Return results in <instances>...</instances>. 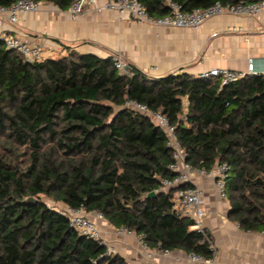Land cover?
Returning <instances> with one entry per match:
<instances>
[{
  "label": "trees",
  "instance_id": "trees-1",
  "mask_svg": "<svg viewBox=\"0 0 264 264\" xmlns=\"http://www.w3.org/2000/svg\"><path fill=\"white\" fill-rule=\"evenodd\" d=\"M35 1L65 10L73 0ZM138 1L153 16L169 12L167 0ZM172 1L192 10L215 0ZM127 68H116L112 55L69 47L28 62L0 37V264H128L79 234L43 197L99 211L110 225L141 234L149 248L214 257L206 230L172 210L174 189L154 191L160 178L173 176L166 136L148 115L126 107L127 99L169 119L192 166L226 162L228 216L242 229L264 232L261 76L221 84L187 72L151 77Z\"/></svg>",
  "mask_w": 264,
  "mask_h": 264
},
{
  "label": "crops",
  "instance_id": "crops-1",
  "mask_svg": "<svg viewBox=\"0 0 264 264\" xmlns=\"http://www.w3.org/2000/svg\"><path fill=\"white\" fill-rule=\"evenodd\" d=\"M231 24L240 29L226 30ZM4 34L39 43L42 58L66 54L67 47L102 57L118 54L151 77L170 72L199 75L213 66L245 70L249 57L256 68L264 67V12L224 13L196 29H185L138 23L131 16L96 6L73 18L68 9L39 1L38 11L19 15L13 24H0V37ZM192 181L203 192L206 213L201 225L212 239L213 264H264V232L242 229L228 216L229 201L218 196L212 179L193 175ZM98 226L107 248L128 264H208L182 250L165 255L159 248L144 249L136 234L118 233L106 220H98Z\"/></svg>",
  "mask_w": 264,
  "mask_h": 264
},
{
  "label": "built area",
  "instance_id": "built-area-1",
  "mask_svg": "<svg viewBox=\"0 0 264 264\" xmlns=\"http://www.w3.org/2000/svg\"><path fill=\"white\" fill-rule=\"evenodd\" d=\"M167 5L169 12L159 17L149 14L138 0H102L100 5H98V0H73L68 7V11L73 18H76L82 16L89 6H96L99 10H114L119 16L125 14L131 16L138 23L185 29H196L211 17L224 13L233 16H253L264 12V0H237L234 2L215 0L206 7L194 8L192 10H182L180 5L172 0H167ZM38 9L39 2L35 0H15L10 5L0 4V24H13L17 22L19 15L34 13ZM239 29V26L234 24L226 26V30L229 31H237ZM2 39L5 47L16 50L25 61L33 62L42 58V49L39 43L9 34H4ZM112 56L115 67L129 73L127 64L122 58L118 54ZM246 74L260 75L264 82V67L261 69L256 68L254 60L251 57L247 59L245 70L213 66L203 69L199 76L203 78L216 77L220 80L221 84H227L236 81ZM125 106L148 115L164 131L166 136L165 145L171 154L168 168L173 173V176L171 178H160L158 188L154 191H165L174 186H179L174 189L171 196L172 210L178 215L191 218L194 221V227L202 231L201 220L206 213L203 192L192 181V177L193 175H199L212 179L218 196L226 198L224 180L228 169L227 163L221 162L208 170L192 166L186 160L185 150L177 138L174 125L164 114L158 110H150L145 104L133 99H127ZM58 211L67 217L68 224L79 234L105 244L98 226V220H105L101 212L86 211L82 207L67 205H63L61 210ZM117 232L136 234L133 230L124 226L117 227ZM136 236L138 243L144 249H149L143 236L141 234H136ZM161 250L165 255L169 252L166 249ZM107 251L111 252L108 248ZM188 256L194 260L202 259L191 253H188ZM202 260L208 264H213V258Z\"/></svg>",
  "mask_w": 264,
  "mask_h": 264
},
{
  "label": "rangeland",
  "instance_id": "rangeland-1",
  "mask_svg": "<svg viewBox=\"0 0 264 264\" xmlns=\"http://www.w3.org/2000/svg\"><path fill=\"white\" fill-rule=\"evenodd\" d=\"M43 200L46 202V204L50 207L55 208L56 210H61V207L63 206V204L59 201H55L51 198H45L43 197Z\"/></svg>",
  "mask_w": 264,
  "mask_h": 264
},
{
  "label": "water",
  "instance_id": "water-1",
  "mask_svg": "<svg viewBox=\"0 0 264 264\" xmlns=\"http://www.w3.org/2000/svg\"><path fill=\"white\" fill-rule=\"evenodd\" d=\"M179 186H174V187H172L173 189H176V188H178ZM155 194V192L154 191H152V192H149V194H148V196H153ZM23 201L24 202H26V201H35V198L34 197H25L24 199H23Z\"/></svg>",
  "mask_w": 264,
  "mask_h": 264
}]
</instances>
